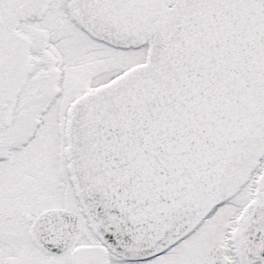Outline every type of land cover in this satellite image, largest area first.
I'll return each instance as SVG.
<instances>
[{
	"label": "snow or ice",
	"instance_id": "6c2138e0",
	"mask_svg": "<svg viewBox=\"0 0 264 264\" xmlns=\"http://www.w3.org/2000/svg\"><path fill=\"white\" fill-rule=\"evenodd\" d=\"M0 264H264V0H0Z\"/></svg>",
	"mask_w": 264,
	"mask_h": 264
}]
</instances>
